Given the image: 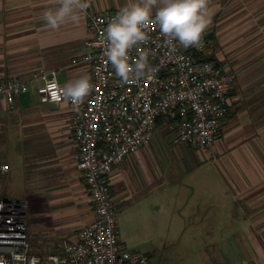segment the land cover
Segmentation results:
<instances>
[{
	"label": "crops",
	"instance_id": "0c3cea01",
	"mask_svg": "<svg viewBox=\"0 0 264 264\" xmlns=\"http://www.w3.org/2000/svg\"><path fill=\"white\" fill-rule=\"evenodd\" d=\"M127 2L89 0V8L119 10ZM56 6L55 0H0V81L18 79L29 85L15 97L12 109L0 103V162L9 164L2 181L8 182L11 156L18 153L26 162L29 199L39 219L31 228L27 222L29 235L43 239L53 251L61 249L64 240H76L94 218L68 128L74 108L63 101L43 102L37 90L41 71H54L62 85L90 76L88 63L71 64L74 55L88 49L86 15L81 14L79 23L52 30L42 15ZM213 6L207 55L229 62L236 73L219 137L210 149H197L195 166L183 171L188 192L181 186L168 191L164 184L174 171L166 168V154L159 146L165 138L153 137L155 130L149 144L126 155L112 170L110 191L117 219H211L205 264H264V0H213ZM173 144L181 158L195 149ZM5 190L2 187L0 197L24 199L28 205L27 196H6ZM167 191L182 200L167 201ZM235 191L241 203L235 215L241 220L232 227L228 219ZM213 219H223L217 237ZM56 238L59 244L52 243ZM120 241L156 263L131 237ZM157 262L161 264L159 256Z\"/></svg>",
	"mask_w": 264,
	"mask_h": 264
},
{
	"label": "built area",
	"instance_id": "2783aa9c",
	"mask_svg": "<svg viewBox=\"0 0 264 264\" xmlns=\"http://www.w3.org/2000/svg\"><path fill=\"white\" fill-rule=\"evenodd\" d=\"M119 10H86L87 50L71 64L88 63L91 94L74 115L68 128L77 145V167L83 175L94 218L82 227L76 240H64L56 252L41 238H31L27 225V201L0 197V264H152L143 252L121 247L117 204L109 175L124 157L150 143L160 116L175 143L210 149L227 117L236 73L227 61L202 57L210 46L208 33L200 48L169 46L156 28L132 55L147 54L154 72L151 78L121 84L107 62L99 41L108 22ZM38 87L43 102L62 101L54 71H41ZM28 82L0 81V103L9 109L15 97L28 90ZM9 170L0 162V173Z\"/></svg>",
	"mask_w": 264,
	"mask_h": 264
},
{
	"label": "clouds",
	"instance_id": "9594fccd",
	"mask_svg": "<svg viewBox=\"0 0 264 264\" xmlns=\"http://www.w3.org/2000/svg\"><path fill=\"white\" fill-rule=\"evenodd\" d=\"M56 7L44 11L47 27L56 30L67 23H79L89 8V0H55ZM213 0H129L108 22L99 44L115 77L123 84L151 78L154 72L148 55L133 57V51L149 39V29L156 28L169 46H203V36L212 24ZM93 84L87 74L62 86L61 100L79 108L91 94Z\"/></svg>",
	"mask_w": 264,
	"mask_h": 264
},
{
	"label": "rangeland",
	"instance_id": "374dc122",
	"mask_svg": "<svg viewBox=\"0 0 264 264\" xmlns=\"http://www.w3.org/2000/svg\"><path fill=\"white\" fill-rule=\"evenodd\" d=\"M153 137L165 138L163 144L159 145L160 150L166 154L165 163L167 170L174 171L173 176H171V173L166 176V183L164 184H166L168 191L171 188L181 189L182 187L183 192H188L189 182L185 183L187 173L183 171H189L195 166V153L199 150V152H202L203 150L188 149L190 157H179L178 153L181 152L173 144V134L166 126L156 127ZM218 162L221 161L218 160ZM10 163L11 171L13 172H10V178L7 183L2 181V174H0V195L2 196V187H5L6 196H8L7 194H17L28 197L27 222L29 228H31V225L32 227L37 225L39 219H37L35 207L29 199L26 162L16 153L11 156ZM162 163L163 160H161ZM175 177L178 178V181L174 180ZM183 179L184 184L181 185ZM232 186L234 187L233 183ZM154 187L158 188V184ZM168 191L166 192L167 201H173L174 199L175 201L182 200L181 197L176 199L173 193ZM235 196H237L236 191L231 202L232 216L231 219H228L232 227L236 226L241 220L236 216L238 211H240L241 203ZM210 221L211 219H132L130 222L129 219H117V225L120 238L131 237L133 242L138 243L142 249L146 248L155 257V264L158 263V256L161 258V264H205L207 248L204 244L206 243L205 237L208 232L207 228L210 226ZM222 222L223 219H213L212 226L216 237L221 235ZM56 240L57 238L53 239L52 243L59 244V241ZM120 245L123 248L127 247L124 241ZM59 250L54 251L58 252ZM215 258L218 259L217 256Z\"/></svg>",
	"mask_w": 264,
	"mask_h": 264
},
{
	"label": "trees",
	"instance_id": "16d2710c",
	"mask_svg": "<svg viewBox=\"0 0 264 264\" xmlns=\"http://www.w3.org/2000/svg\"><path fill=\"white\" fill-rule=\"evenodd\" d=\"M202 57H204V59L206 60H212V61H217L214 60L213 58L209 57L207 54H203ZM229 113V110H228ZM228 115V114H227ZM169 122V119L164 117V116H160L156 122V127H160V126H166V124Z\"/></svg>",
	"mask_w": 264,
	"mask_h": 264
}]
</instances>
